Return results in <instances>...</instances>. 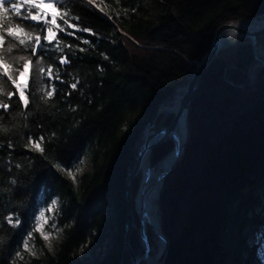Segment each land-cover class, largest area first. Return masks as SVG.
<instances>
[{"label": "trees", "instance_id": "16d2710c", "mask_svg": "<svg viewBox=\"0 0 264 264\" xmlns=\"http://www.w3.org/2000/svg\"><path fill=\"white\" fill-rule=\"evenodd\" d=\"M62 2L70 13L65 19L77 28L58 31L62 52L54 41L33 57L43 56L46 66L59 69V78H44L54 95L41 98L38 91L27 108L18 93L10 100L0 97L9 103L7 111L0 108V125L7 129L0 131V264H128L126 179L146 124L185 86L216 28L263 16L264 0H155L153 12L143 0ZM256 45L264 47V33ZM65 56L69 63L61 65ZM256 63L261 62L248 37L222 46L190 98L189 136L157 199L168 240L162 264H264L259 257L264 255V65H257L251 78ZM9 90L16 92L14 86ZM137 113L134 126L122 134L123 124ZM172 117L160 111L156 128ZM29 138L40 141L44 152ZM173 145L171 138L154 145L151 165ZM84 154L92 166L76 185L64 171ZM140 180V171L130 179L135 225L129 241L135 252L140 251L134 204ZM54 197L63 235L52 253L33 225ZM108 227L113 245L101 259L74 260L98 232L101 244ZM29 231L44 254L19 260L15 254L23 252ZM147 235L152 245L151 227Z\"/></svg>", "mask_w": 264, "mask_h": 264}, {"label": "snow or ice", "instance_id": "6c2138e0", "mask_svg": "<svg viewBox=\"0 0 264 264\" xmlns=\"http://www.w3.org/2000/svg\"><path fill=\"white\" fill-rule=\"evenodd\" d=\"M88 3L94 4V0H88ZM13 13L14 15H12ZM68 15L70 13L62 0H0V97H7L10 100L13 95L18 93L20 101L27 108L30 103L29 97H34L38 91L43 94L41 98H50L54 95V88L51 91L46 90L44 78L48 80L54 77L59 78V69L54 71L51 65L46 66L43 56H39L35 60L33 57L37 56L38 50L45 48V44H52L54 41L56 50L63 51L58 31L63 32L66 28H77V25L70 24L65 19ZM58 19L63 20V24L58 23ZM24 21L34 23H24ZM82 31L87 32L89 29L84 28ZM72 34L68 33V35ZM84 43H88V41H84ZM66 46L71 47L70 45ZM15 50L20 52L30 50V52L28 55H14ZM80 50L84 51V49ZM59 63L63 65L69 61L65 56L60 58ZM21 77L24 78L23 82L20 80ZM78 83L79 81L72 83L71 87L75 89ZM13 86L16 90L15 93L9 90ZM0 108L7 111L9 103L0 99ZM0 131H7V129L0 125ZM43 139L41 137L40 141ZM40 141H33L29 138V142L35 150L44 152ZM56 167L60 168L61 166L56 165ZM68 174L75 179L72 171H69ZM56 208L57 201L53 200L46 211L52 212ZM35 219L33 231H39L42 238L48 240L52 233L45 231L44 226L48 222L45 210H41ZM8 220L9 223H13L11 217ZM19 224L20 221L17 218L13 226ZM55 227L56 225L53 224L52 228ZM33 231H29L23 240L25 250L31 251L29 241L34 239ZM32 254L35 255V253ZM15 255L22 258L20 251H17Z\"/></svg>", "mask_w": 264, "mask_h": 264}, {"label": "water", "instance_id": "95a60500", "mask_svg": "<svg viewBox=\"0 0 264 264\" xmlns=\"http://www.w3.org/2000/svg\"><path fill=\"white\" fill-rule=\"evenodd\" d=\"M243 20H252V19L247 18V19H243ZM238 21H240V20H238ZM233 22H234L233 20L227 21L225 23H222L219 27L216 28L209 49L204 53V55L201 57V59L196 62L195 68H194L193 72L191 73L189 80L187 81V83L183 87V92H182V95L179 99L177 109L173 110V111H169L173 114V117L171 118V120L168 123L162 125L161 127L156 128V121H157L158 113L160 112V107L165 105V103L162 102L161 105L156 110V112L154 113V115L152 116V118L148 121V123L145 126L144 136H143L142 143L140 144V147H139L136 163H135L133 169L129 172L127 179H126L127 217H128V220H127L126 227H125L124 247H125V249H127L130 252V255H131V260L128 264H141L148 257L147 248L145 249L146 251L144 254L138 255L132 250V248L130 246L129 237H130L132 228L135 225L134 216H133L132 207H131L132 196H131V188H130V179L132 178V176H134L135 174H137L140 171L141 162H142V159H143V156L145 155V153H147V155H148V161H149V165L151 167L150 154H151L152 147L154 145L158 144L159 142L165 140V139L171 138L170 133L175 129L176 125L178 124L179 120L181 119V117L184 114L185 119H186V134H185L184 140L182 142L181 148H180L179 152L177 153L175 159L161 173V183H160V187H159V190H160L165 174L168 172V170L171 167H173V165L177 162V160L182 155L185 143H186L188 136H189V124H188V120H187V113H188L190 98H191L192 94L194 93V91L196 90V88L199 84V81H200V78H201L203 71L211 63V61H213V59L217 56L220 48L222 47L221 40H220L221 32L224 30V28L231 25ZM236 31L241 36H245V37L249 38V42L251 43L252 50H253L255 57L261 62L262 65H264V56H262L261 53L258 51L257 45H256V38H257V36L264 33V26L257 28V29H254V30H252V29L248 30V29H244L241 27H236ZM173 148H174V145H173ZM139 188H140V185H139L138 190L136 192V196H137V193L139 191ZM158 195H159V192H158ZM136 196L134 198L135 207H137L136 206ZM137 214H138V218L140 220V225L138 227L139 235L145 241L146 245H150L149 241H148V235H147V232L145 229V225L143 223V216L145 214V208L143 205H141V207L139 208V211H137ZM151 226L153 227L152 224H151ZM159 226H160L161 233L164 236L165 243H164V247H163V249H162V251L158 257L157 264H162L164 256H165V252L167 249L168 240H167V238H166V236H165V234L161 228L160 221H159Z\"/></svg>", "mask_w": 264, "mask_h": 264}, {"label": "rangeland", "instance_id": "374dc122", "mask_svg": "<svg viewBox=\"0 0 264 264\" xmlns=\"http://www.w3.org/2000/svg\"><path fill=\"white\" fill-rule=\"evenodd\" d=\"M143 3H144V5H146V7L149 8L150 12H153V10L155 9V0H143ZM254 18H257V17H250L249 19H254ZM244 19H247V18H244ZM240 20H243V19H240ZM233 21H238V20H233ZM241 37H245V36H241ZM237 39L229 42L228 44L234 43ZM228 44H226V45H228ZM226 45H224V46H226ZM258 51L261 53L262 56H264V47L258 46ZM259 64H261V63H256L255 65L251 66V68H250V77L251 78H254V69ZM23 79H24L23 77L20 78L21 82H23ZM183 87L178 88V91H180V93H179L180 97H181L182 92H183ZM170 103H167V104L161 106L160 111L169 112V111H167V109L165 107L167 105H169ZM138 117H139V113L130 115V117H129L130 120L125 122L122 126V130H121L122 134L126 133L130 128H132L134 126ZM91 166H92V164H91V160H90L89 155L84 154L82 157H80V159L78 160V162L76 163V165L74 167H72L70 169H66L64 172H65V175L67 177H69L77 185L79 183V179H80L81 174L84 171L90 170ZM151 167H152V165H151ZM69 171L73 172L75 179H73V176H70L68 174ZM140 182H141V180H140ZM53 200L57 201V208L52 212L46 211L48 206L52 203ZM58 208H59V201H58L57 197H54L47 206L41 207L39 209V211L37 212V215H36V217H37L41 210H45V215L48 217V222L44 226L45 231L51 232L52 234L49 236L48 240H44L39 231H38V233H39L40 237L42 238L44 245L47 248V250L52 252V253H54L57 250L58 243H59V241L63 235L62 226L59 224L58 217H57ZM135 208L137 209V207H135ZM137 211H139V210H137ZM156 212H157V217L159 219L157 206H156ZM109 213H110V211H109V209H107V214H109ZM35 223H36V219H35ZM53 224L56 225L55 228H52ZM107 230L109 231L108 232L109 235L105 239L102 240L101 244L99 242L100 233L98 232V233H96V237H94L90 242L85 243L83 246H81L78 249L77 254L74 256V260H79L83 263H87V262H94V261L101 259L106 254L107 250L109 248H111V246L113 245V239H112L111 234H110L111 233L110 227H108ZM138 233H139V231H138ZM152 240H153L152 245H146L145 241L139 235V241H140L139 243L140 244H138V247H139L140 251L135 252L133 249L132 250L136 254L141 255V254L145 253V251H146L145 249L147 248L148 257L149 256L156 257L155 252L157 250V242H156V240L154 241V237L152 238ZM29 244L31 247V251L25 250L23 248V252H21L22 258L19 257V260L22 259V260L26 261L31 256L39 257V256H42L44 254L43 248L38 243H36L35 239L30 240ZM130 246H131V244H130ZM32 253H35V255H33ZM259 257L262 261H264V255L262 252H259ZM141 264H146V261L142 262Z\"/></svg>", "mask_w": 264, "mask_h": 264}, {"label": "bare ground", "instance_id": "6f19581e", "mask_svg": "<svg viewBox=\"0 0 264 264\" xmlns=\"http://www.w3.org/2000/svg\"><path fill=\"white\" fill-rule=\"evenodd\" d=\"M262 26H264V16L257 17L252 20L234 21L231 25L224 28V30L221 32V45L224 46L229 42L241 37V35L236 31V27L254 30ZM179 93L180 91L177 90L171 103L165 107L167 111H173L177 109L180 98ZM185 134L186 119L183 114L175 129L170 133V137L174 143V148H172L171 151L167 152L155 166L150 167L147 153H145L141 162V182L139 191L136 196V211L139 210L141 205L144 206L145 214L143 216V223L145 225L146 232L148 234V227H151L154 231V241L156 240L157 242V250L155 252L156 257H147V259L144 260L146 261V264H157L158 257L164 247L165 240L160 230L159 220L156 212L158 192L161 183V173L175 159L177 153L181 148ZM151 224L154 228L151 226Z\"/></svg>", "mask_w": 264, "mask_h": 264}]
</instances>
